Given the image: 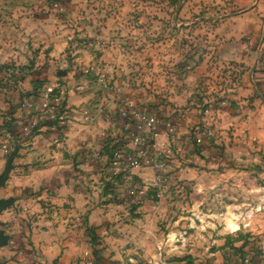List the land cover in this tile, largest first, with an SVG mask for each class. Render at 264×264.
Masks as SVG:
<instances>
[{
  "label": "rangeland",
  "instance_id": "rangeland-1",
  "mask_svg": "<svg viewBox=\"0 0 264 264\" xmlns=\"http://www.w3.org/2000/svg\"><path fill=\"white\" fill-rule=\"evenodd\" d=\"M50 88L95 111L60 172ZM262 92L264 0H0V264H259L264 145L231 117Z\"/></svg>",
  "mask_w": 264,
  "mask_h": 264
},
{
  "label": "crops",
  "instance_id": "crops-1",
  "mask_svg": "<svg viewBox=\"0 0 264 264\" xmlns=\"http://www.w3.org/2000/svg\"><path fill=\"white\" fill-rule=\"evenodd\" d=\"M255 92H259V88L254 87ZM253 89V88H252ZM252 89L245 90L246 93L250 92L252 93ZM261 90V89H260ZM260 99L257 98L255 99L256 102V107L254 109H247L246 113L248 114L246 118L241 119L242 117L239 116H233L231 118H240L239 121H241L239 124L237 123L236 129L238 130L237 134L241 135V144L243 147H246L245 149L248 151L250 149L252 144V140L254 139H259V142L261 145H264V135L260 136L259 132L261 129L258 128H253L254 123L252 121V118H255V121L257 123V126H264V98L262 99V96L264 97V92L259 93ZM67 107L70 111V120L68 121L67 128L62 131L63 133V138L61 140L55 139L54 137H49L46 138L45 143H48V145L56 144V147H64L63 151H59L57 148V155L62 153L63 156V162H57L53 165V169H60L59 172L61 171L62 167L69 169L72 166V156L75 155L76 153L81 154L82 150L81 149H87V146L85 144L87 143L86 139L88 136V130L90 125L93 123V119L88 117L91 113L95 112L93 111L92 108H90L89 104H87V98L85 95H75L72 94L66 99ZM82 111V112H81ZM238 121V120H237ZM103 124H105L103 122ZM255 129V130H254ZM264 130V128H263ZM53 133L54 132H49ZM43 135V130L39 132V134L36 136L38 138H42ZM55 136V135H54ZM85 141V142H84ZM58 163H63L62 165ZM84 164V163H83ZM74 165V164H73ZM80 169H84L83 165H79ZM71 213V211H70ZM69 233H73L72 228L68 229ZM98 232V231H97ZM96 232V233H97ZM124 238L130 239V234L128 233L127 236L126 234L123 235ZM133 246H131V249L127 248L128 253L132 251ZM214 255V254H213ZM216 255V254H215ZM128 261H134L133 257L128 256ZM214 262H220L221 259L216 258L212 259ZM211 260V261H212ZM212 261V262H213ZM65 263H70V258H66ZM147 264H157V260L151 256V258L147 259ZM8 264V263H7ZM259 264H264V258L260 260Z\"/></svg>",
  "mask_w": 264,
  "mask_h": 264
},
{
  "label": "built area",
  "instance_id": "built-area-1",
  "mask_svg": "<svg viewBox=\"0 0 264 264\" xmlns=\"http://www.w3.org/2000/svg\"><path fill=\"white\" fill-rule=\"evenodd\" d=\"M54 91L55 90L52 88L47 90V92L45 94L43 109L41 110V114L39 115L38 118H31V120H30V127L32 129L31 131H34V130L35 131H41L43 129H47V127L42 126V124H44V122L47 120H49L51 122L57 120L60 126L65 125L66 118H67L65 106L63 105V103L59 102V100H57V98L50 100ZM129 120H130V118H129ZM129 124H127V127L129 126ZM26 129H28V128H26ZM50 130L55 131L56 126L53 125L50 128ZM122 151L123 150H121V152L116 151L113 154V165L114 166L121 165V162L124 159V155H123Z\"/></svg>",
  "mask_w": 264,
  "mask_h": 264
},
{
  "label": "water",
  "instance_id": "water-1",
  "mask_svg": "<svg viewBox=\"0 0 264 264\" xmlns=\"http://www.w3.org/2000/svg\"><path fill=\"white\" fill-rule=\"evenodd\" d=\"M10 172H11V167L9 165L6 168L5 172L2 175H0V189L6 186L7 181L9 180ZM12 204H13V200H0V214ZM7 242L8 239L5 236H3V233L0 231V247L6 245Z\"/></svg>",
  "mask_w": 264,
  "mask_h": 264
},
{
  "label": "trees",
  "instance_id": "trees-1",
  "mask_svg": "<svg viewBox=\"0 0 264 264\" xmlns=\"http://www.w3.org/2000/svg\"><path fill=\"white\" fill-rule=\"evenodd\" d=\"M63 105L66 106V101L65 100H63ZM53 125L56 126V130L54 132H57L58 134H61L62 131L65 129V126H60L57 120L56 121H52V122L47 120V121L44 122V124H42L43 127H47L48 131H51L50 128Z\"/></svg>",
  "mask_w": 264,
  "mask_h": 264
}]
</instances>
